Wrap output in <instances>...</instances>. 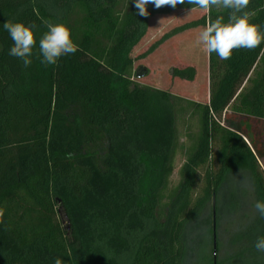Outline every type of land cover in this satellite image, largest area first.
<instances>
[{"label": "trees", "instance_id": "trees-1", "mask_svg": "<svg viewBox=\"0 0 264 264\" xmlns=\"http://www.w3.org/2000/svg\"><path fill=\"white\" fill-rule=\"evenodd\" d=\"M66 5L56 14L34 0H0V264H54L56 258L63 264H186L187 228L230 174H240L226 189L230 205H239L234 186L242 176L264 201V42L236 49L228 60L209 54L210 100L182 107L198 116L199 130L180 181L170 188L179 142L174 112L184 101L140 87L122 72L123 55L140 31L135 0ZM149 9L164 15L200 8L185 2ZM246 11L255 12L251 23L264 32V0H250ZM228 15L213 7L165 33L145 54L219 16L227 22ZM8 20L35 25L28 67L9 55ZM49 23L65 24L78 46L56 65L43 64L39 53ZM172 75L194 81L197 69L174 67ZM220 219L217 208V228ZM248 222L253 236L238 247L236 263L264 264V253L254 248L264 219L257 214Z\"/></svg>", "mask_w": 264, "mask_h": 264}, {"label": "rangeland", "instance_id": "rangeland-1", "mask_svg": "<svg viewBox=\"0 0 264 264\" xmlns=\"http://www.w3.org/2000/svg\"><path fill=\"white\" fill-rule=\"evenodd\" d=\"M75 0H34L36 5H44L52 13H62L67 2ZM139 18L140 31L136 39L129 43L125 51L121 69L140 87H149L170 93L175 99H181L175 106L174 129L179 142L170 179V188L180 181V169L186 160L187 151L199 130L198 116L192 110L182 109L186 101L207 103L210 100V61L209 53L198 43V37L204 27L185 31L160 45L154 52L145 54L151 45L165 33L186 22L201 18L207 12L203 9L176 10L170 14H150ZM129 58V62L127 59ZM194 65L197 76L194 81L179 79L172 75V69L179 66ZM141 77L137 76L140 67ZM177 103L178 101L175 100ZM260 170L264 174V162L260 161ZM240 174L232 173L226 181V187L206 208L204 214L188 226L185 233L186 264H237L238 247L242 248L253 234L248 228L249 219L257 215L254 204L257 202V189L247 176L238 179L239 205H230L226 198V189ZM229 194V192L227 193ZM225 197L226 199H224ZM217 208L221 211L220 224L217 228ZM63 225L70 224L65 212H61ZM213 223V224H212ZM71 230V229H70ZM244 256V255H243ZM249 257V256H248Z\"/></svg>", "mask_w": 264, "mask_h": 264}, {"label": "clouds", "instance_id": "clouds-1", "mask_svg": "<svg viewBox=\"0 0 264 264\" xmlns=\"http://www.w3.org/2000/svg\"><path fill=\"white\" fill-rule=\"evenodd\" d=\"M187 2L209 11L213 7L229 12L228 21L219 16L215 21H210L200 32L198 43L203 45L204 51L211 54L216 53L221 60H228L236 49H254L264 42V32L260 26L251 23L255 12L246 11L250 0H135V7L138 15L148 16V4L156 8L162 6L176 7L178 4ZM4 29L9 33L13 46L9 55L22 59L25 67L31 65L30 57L33 48L37 45L33 28L35 25L26 26L22 22L6 21ZM47 31L39 40V53L41 62L45 65H56L62 56L75 54L78 46L73 42L71 30L63 23L47 25ZM256 212L264 219V201H257L254 204ZM4 215V209L0 208V218ZM254 248L264 253V236L258 237ZM54 264H63L60 258H56Z\"/></svg>", "mask_w": 264, "mask_h": 264}, {"label": "water", "instance_id": "water-1", "mask_svg": "<svg viewBox=\"0 0 264 264\" xmlns=\"http://www.w3.org/2000/svg\"><path fill=\"white\" fill-rule=\"evenodd\" d=\"M143 69H144V67H142V66L138 69V71H137V76L138 77H141L143 75V74L140 73L141 70H143ZM66 228H67V230L70 231V229H71L70 224L68 226H66Z\"/></svg>", "mask_w": 264, "mask_h": 264}]
</instances>
